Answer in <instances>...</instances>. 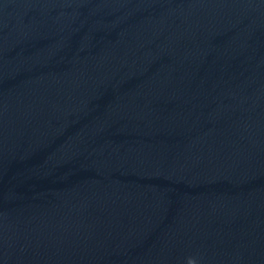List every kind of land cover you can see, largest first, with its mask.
Returning a JSON list of instances; mask_svg holds the SVG:
<instances>
[{
	"label": "water",
	"instance_id": "95a60500",
	"mask_svg": "<svg viewBox=\"0 0 264 264\" xmlns=\"http://www.w3.org/2000/svg\"><path fill=\"white\" fill-rule=\"evenodd\" d=\"M0 264H264V0H0Z\"/></svg>",
	"mask_w": 264,
	"mask_h": 264
}]
</instances>
